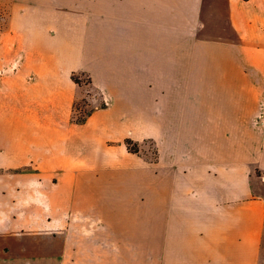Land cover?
I'll return each instance as SVG.
<instances>
[{
	"label": "crops",
	"instance_id": "1",
	"mask_svg": "<svg viewBox=\"0 0 264 264\" xmlns=\"http://www.w3.org/2000/svg\"><path fill=\"white\" fill-rule=\"evenodd\" d=\"M0 264H264V0H0Z\"/></svg>",
	"mask_w": 264,
	"mask_h": 264
},
{
	"label": "rangeland",
	"instance_id": "2",
	"mask_svg": "<svg viewBox=\"0 0 264 264\" xmlns=\"http://www.w3.org/2000/svg\"><path fill=\"white\" fill-rule=\"evenodd\" d=\"M77 75V74H76ZM80 77L81 81V86L83 90V95L80 99L75 101L74 106H73V112H72V119L73 121L75 119H80L85 117L87 114L91 113L93 110L99 107H103L105 102L101 98V96L96 93L90 85H87L86 79L88 78L85 75H77ZM186 89H188L190 86H185ZM139 147V146H138ZM151 154L149 155L150 157H154V150L153 148L149 147ZM140 151V149H139Z\"/></svg>",
	"mask_w": 264,
	"mask_h": 264
},
{
	"label": "trees",
	"instance_id": "3",
	"mask_svg": "<svg viewBox=\"0 0 264 264\" xmlns=\"http://www.w3.org/2000/svg\"><path fill=\"white\" fill-rule=\"evenodd\" d=\"M245 1H247V0H245ZM71 79H72L77 85H81L80 77H78L76 74H72V75H71ZM85 83H86L87 85H90L91 80H90L89 77L86 79V82H85ZM89 114H90V113H89ZM89 114H87V115H86L85 117H83V118L75 119V120H74L75 123H78V124H82V123H84L85 120H86V118H87V116H89ZM124 144H125L126 149H127L128 152L133 153V154H138V153H139V147H138L139 145H138V143L133 142V141L130 140V139H126V140L124 141Z\"/></svg>",
	"mask_w": 264,
	"mask_h": 264
}]
</instances>
